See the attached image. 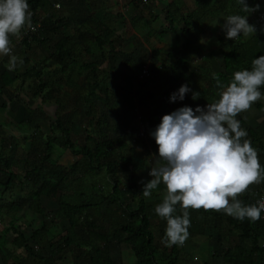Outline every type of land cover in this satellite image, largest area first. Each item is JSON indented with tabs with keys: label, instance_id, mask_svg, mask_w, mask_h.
<instances>
[{
	"label": "trees",
	"instance_id": "1",
	"mask_svg": "<svg viewBox=\"0 0 264 264\" xmlns=\"http://www.w3.org/2000/svg\"><path fill=\"white\" fill-rule=\"evenodd\" d=\"M28 2L31 25L40 22V29L35 34H23L20 51L25 54V51L31 50L34 45L43 46L48 40L51 41L52 46L42 63L22 74V79L24 81L33 77L32 81L35 79L38 81H35V85L33 82L26 86L33 97H37L43 93L46 95L53 93L51 78L54 74H58L57 84L65 88L68 94H72L70 102L62 107V111L71 106L75 109L70 112V118L58 114L54 117L49 135L44 138L42 147L28 152L29 157L23 162L21 179L18 174L12 172L11 161L0 155V175L4 177L0 182L1 195L16 191V195L21 196L16 202L0 205V213L4 212V208L7 212L4 213L10 217L27 204L30 212L46 219L47 215L41 204L43 197L57 204L56 217L66 221L69 227L56 245L55 252L50 253L48 248L52 243H49L47 238L50 226L45 221H42L32 232L31 239L39 247L34 248L29 246L27 239L14 227L12 219L0 237V254H7L4 242L11 234L10 243L16 248H23L27 259L33 264H55V258H59L65 252L72 256L75 264H117L110 255L109 238L104 232L103 224H107L109 237L130 249L135 264H181L179 244L165 242L167 222L155 213L156 205L163 201L157 199L158 196L166 193L165 185L160 183L152 190L150 196L145 197L144 182H139L137 179L138 174L146 173L149 158L151 156L157 158L154 156L157 153V145L149 134L157 123L152 120V113L149 110L144 116L139 117V121L145 126L143 136H137L144 150L143 155H138L134 148H130L125 138L110 137L106 129L109 126V116L115 114L118 118L129 119L134 114L135 107L130 105L128 99L118 107L115 100L118 93L103 85L104 79L100 75L98 64L83 60V57L100 60H104L105 57L113 68L117 58L125 56V53H120V50L115 51L114 48V44H120L123 39L115 35L113 28L103 23L80 27L73 31L71 36L57 37L60 27H63L61 26L63 21L55 16L52 3L49 0H28ZM140 3L142 5V1ZM179 3L174 2L168 6L161 36L176 29L191 35L196 29L202 31L203 28L206 32L207 27L216 18L224 17L217 38L219 51L222 54V70L213 75L208 71L182 70L189 60L188 54L183 51L173 64L170 63L172 56L167 55L168 61L161 62L163 65L157 67L154 75L149 74L144 79V83L137 87L139 79H136V69H134L137 67L132 66L133 60L127 54L125 67L130 75L125 78L127 83L124 81L118 85L119 88L125 84L131 88L137 87V92L132 95L138 97L146 86L154 82V76L166 71L170 76L169 84L162 92L163 101L169 105L165 109L166 114L184 105L195 108L204 101L215 99L221 92V85L227 86L235 71L251 68L252 60L264 55V34L258 27L256 33L246 38L243 34L231 40L225 37L222 25L226 17L230 14H245L238 0L235 10L218 7L211 0H192V10H186L185 13ZM249 3L250 6L260 5L259 9L252 13L253 19L264 16V0H250ZM41 13L44 15L43 18ZM137 21L143 22L144 27L141 29L146 28L151 22L142 14ZM49 35L51 38H47ZM223 47L226 51L222 49ZM50 64L54 66L52 69L48 67ZM1 77L6 85L12 82L6 72ZM184 83H188L193 91H199L200 97L193 100L189 98L191 93H188L183 101L169 102L170 94ZM261 91H264V86H261ZM83 106L87 131L83 141L77 143L72 131L75 129V116L81 114ZM239 120L243 127L244 121ZM27 122L30 123L32 120ZM134 129L138 132L137 123ZM36 132L38 131H33V134L27 138H34ZM246 138L258 150L260 163L264 165V135L256 129L247 128ZM56 149L69 152L79 159L71 166L60 165L51 158ZM160 161L164 162L162 158ZM121 176L127 177L128 185L124 191L120 188ZM27 184L31 189L24 193L22 191ZM261 196H264V180L251 183L244 192L237 195V198L244 204H256ZM231 199L230 197L229 200ZM188 211L191 220L188 237H213L216 241V250L210 253L213 259H222L223 264L264 262V245L259 243L261 231H264V221L260 218L255 221L247 217L241 220L226 214L223 209L203 207L189 208ZM182 212L183 209L178 203L175 214ZM99 220L101 223L96 222ZM247 242L250 248L246 246ZM3 260L2 264H24L19 259L11 261L6 257Z\"/></svg>",
	"mask_w": 264,
	"mask_h": 264
},
{
	"label": "clouds",
	"instance_id": "2",
	"mask_svg": "<svg viewBox=\"0 0 264 264\" xmlns=\"http://www.w3.org/2000/svg\"><path fill=\"white\" fill-rule=\"evenodd\" d=\"M238 3L245 14H230L222 25L229 40L257 30L248 17L260 5L249 6L247 0ZM29 9L28 0H0V55L9 56V70L23 62L13 53L10 34H18L26 23H31ZM261 86H264V55L253 59L251 68L235 71L231 82L221 85L219 98L213 103L179 107L164 114L150 131L157 145L154 154L157 166L150 169L151 179L143 184V195L150 196L160 183L166 187L163 201L155 207V213L167 222L166 243L182 244L188 237L189 208L223 209L241 220L260 218L264 201L244 204L237 198L251 183L264 180V165L236 117L264 97ZM188 93L193 100L200 97L199 91L184 83L170 94L169 102L183 101ZM178 203L182 214H175Z\"/></svg>",
	"mask_w": 264,
	"mask_h": 264
},
{
	"label": "rangeland",
	"instance_id": "3",
	"mask_svg": "<svg viewBox=\"0 0 264 264\" xmlns=\"http://www.w3.org/2000/svg\"><path fill=\"white\" fill-rule=\"evenodd\" d=\"M249 1L250 0H247V3L250 6ZM226 7L235 10L236 0H233L232 3L227 4ZM221 19L224 20V17L222 18L221 16L220 18H218V21H215L214 25L211 26V28L214 26L211 29L213 31L209 30L206 33L204 32V34H200L201 35L200 37L202 39V43L200 45L196 44V42L199 40V37L191 35V38L195 42V45L198 46V48L203 51L202 53H199V52L194 53L193 51H191L189 53V60H187L185 64L186 67L182 68V70H186V71L199 70L202 72L208 71L212 75L222 70V62H221L222 54L219 51V47L217 45L214 46V35L218 34V28L220 31V25L222 23ZM219 21H221L220 24H218ZM248 21L250 24H254L256 27L260 28L261 32L264 34V16H259L256 19H253L252 14H250L248 17ZM157 24H159L158 28H154L153 24L151 25V28L161 30V25L163 26L164 23L157 21ZM27 26H24L23 34H25L27 29L30 27L29 26L27 28ZM62 30H64V28H62ZM195 34H197V31L195 32ZM25 35H28V34H25ZM179 36L176 37L175 39L176 42L179 40L178 39ZM158 37L156 41H154V39L152 38H149L150 43H154L156 45L157 40H160L158 39ZM243 37L246 38L247 36L243 35ZM20 38L21 36L19 38L15 36L14 39L10 37V40L12 39L11 43H12L13 53L19 57L21 56V51L15 42H19ZM171 44H174V43L172 42ZM51 46H52V43L50 40H48V42L45 45L41 46L43 47L42 49L36 48L31 52L25 53L24 58L26 60H32V61H34L36 58L38 60L39 56L44 55L49 49H51ZM174 46L178 47L177 49L173 48L176 50L175 52L177 51L181 52L182 50L181 48L183 47V44L182 45L174 44ZM222 49L226 51V48L223 47ZM147 54L148 53L137 54L138 62L141 65H143L142 67H144L141 69V71L138 70L137 72V75H141V73L144 72L143 73L144 78L139 79V83L137 84V87H139L142 83H144L145 81L144 79H146L147 74L153 73L154 75L155 73L154 72L155 68L153 66L155 62L153 58L148 57ZM169 55L172 56L173 54L169 53ZM202 57L204 58L202 59ZM126 58H127V55H125L124 57L119 56L117 58V61L113 65L115 70L112 68V66H108V68L105 67L106 64H104L105 71L103 72L101 71L100 75H102L104 79L103 85L108 87L111 91H114V93H118L115 99L117 104L122 103L126 99H128L130 101V105L132 104L131 106L135 107L137 111L134 114H132V116L129 119L125 118V121H123L122 118L119 119L115 114H112L111 118H112V123L114 125V128L111 129V131L108 134L110 137H120L123 139L124 137H128L129 145L132 144L133 147L136 148V152L138 155H143L144 150H142V147L140 146L141 143L139 141V138H137L136 136V129H134L135 123H137L138 117H140L141 115L144 116V114H146L148 110L151 111L152 113V120L155 121L157 124L160 122L161 117L164 114H166L165 113L166 105L164 104L163 100L159 98L160 93L163 92L161 89V86H164L163 74H161L160 76L159 75L154 76L155 85L153 83V85H151L150 87H147L141 95H139L138 97H134L132 93L137 92V87L131 88L127 84H125L122 88L118 87V85L123 83L122 79H123V74L125 70L124 69L119 70V68L117 69L116 67H121L120 63L124 62ZM83 60L93 61V62L97 61L99 64L103 63V60H100L99 58L94 59V58L83 57ZM48 67L52 69L54 66L50 64ZM119 78L121 79L122 82L119 81ZM55 79H56V74L52 76V80L54 81ZM55 84H56V80H55ZM62 89L63 88L60 85L58 84L55 85V92H54L55 94L53 95L59 99H63V97L68 95V93ZM219 95L220 93H218V95L213 100L204 101L202 103V107L205 106L206 104L213 103L215 100L219 98ZM257 105H260V107H257ZM63 115L68 116L70 118V115L68 114V112L63 113ZM236 118L244 121L243 128H245L246 130L247 128H254L260 134L264 135L263 134L264 125L261 126L262 124H264V97L253 102L249 109L238 113ZM48 123H51V121L47 117H44L43 119L37 120L35 124L34 123L32 124L34 125L35 129L39 125V128H37L39 131L36 132V135L34 138H27V136H29L32 133V131H30L29 129H21L19 132H16L13 129H9L7 132L8 134H4V135H2L1 133L2 129L0 130V136L6 138V140L0 147V155L1 157L7 158L8 160L11 161V165H12L11 170L13 173L18 174L20 179L22 178V175H23L22 174L23 162H25L29 157L27 156L28 152L33 149L39 150L42 147L44 138L49 135L50 128H48ZM74 123H75V129H73L72 131V136L74 137L77 143H81L87 131L86 121L84 118L79 119V116H78L74 120ZM31 130H34V129L32 128ZM136 143L139 145H137ZM51 158L56 163L63 165L65 167L72 164L73 161H77L79 159L78 157L77 158L71 157L69 152H63L57 149L55 150L54 155ZM155 166H157V158H154L153 156H151L148 160V169L146 173L138 174L137 176V179L139 180V182L141 181L145 183L148 180H150L151 179L149 175L150 169ZM3 180H4V177L0 175V182H2ZM120 182H121L120 188L123 189L124 191L125 187L128 185L127 177L121 176ZM252 186H254V184ZM30 187L31 186L27 184L25 186V190L22 192L25 193L26 191L30 190L31 189ZM1 193H2V188L0 187V199H1L0 205L2 206H4V203L16 202L21 198V196H19L18 194L16 195L17 193L16 191H13V193H6L3 195H1ZM11 195H14V197H12ZM165 195L166 193H161L158 196L159 198L157 199H163ZM41 204L45 209V212L47 215L46 219H43L42 217L30 212L27 209V204H25V206H23L17 212L13 213L10 217H8V215L5 214L7 212H5L6 210L3 208V211L5 213L4 212L0 213V237L2 235L3 230L8 227L9 222L12 221L13 219L14 227L23 234V237L25 239H27L29 246L34 247V248H39L38 244L31 239V235H32V232L39 227L40 223L42 221H45L50 226V232L47 237L48 242L52 243V246L48 248V251L50 253L55 252L56 245L61 241V237H63L64 234H66L67 232L66 230L68 229L69 226L66 221H62L56 217L57 204L55 202L49 201L48 199H45L42 197ZM96 222L101 223V220L96 221ZM103 228H104L105 235L109 238L110 255L113 258V260L116 261L117 264H135V258L132 252L130 251V249L126 245L117 243L115 240L109 237V227L107 224H103ZM155 236L158 239V236L156 234ZM11 239H12L11 234H9L5 238L4 243H5V248L7 249V254L6 255L4 253L0 254V264L3 263L4 261L3 259H5L6 257H7V260L10 259L11 261H13L14 259H19L24 264H33L30 260L27 259L26 252L23 248H16L10 243ZM259 243L260 245H264V231L263 230L261 231V238L259 240ZM178 244H179V249H180L181 257H182L181 264H223L222 259H213V256H210L211 255L210 253L216 250V241L213 239V237L212 238L187 237L186 240L182 244L181 243H178ZM246 246L250 248V244L248 242ZM44 254H46L45 251H44ZM56 255H58V253H56ZM260 263L264 264V262L262 261ZM55 264H75V263L73 261L72 256L68 252H65L62 255H60L59 258L57 257L55 258Z\"/></svg>",
	"mask_w": 264,
	"mask_h": 264
},
{
	"label": "crops",
	"instance_id": "4",
	"mask_svg": "<svg viewBox=\"0 0 264 264\" xmlns=\"http://www.w3.org/2000/svg\"><path fill=\"white\" fill-rule=\"evenodd\" d=\"M49 1L53 5V11H54L55 16L59 17L63 21L61 26H63L62 28H64V30H62V28L60 27V31L56 35L57 37L64 36V35L71 36V34H73V31H75L76 29L80 27H87L88 25H93V24L103 23L106 26L113 28L115 35L123 39V41H121L120 44H117V43L114 44L115 51L120 50V53H125V55L130 53L128 55H130L131 59L133 60L132 66L137 67V68H134L136 69V72H135L136 79L139 77V75H137L138 69L139 71H141V69L144 68L142 67L143 65H141L138 62L137 54L139 53H148L147 54L148 57L153 58L155 62L153 64L155 68L154 72H156L157 67H161L163 65L161 62L168 61L166 57L167 55L169 56V53L173 54L172 60L170 61V63L173 64L175 63L177 56L183 51L185 54H188V56L191 51H193L194 53L195 52L202 53L203 51L199 49L198 46L195 45V42L191 38V34L182 33L180 29H176L174 32H168L161 36L162 25H161V30L151 28L152 24L154 28L159 27V24H157V21H160L161 23L166 22L165 14L167 13L168 11L167 8L171 3L180 2L181 4L180 3L179 4L183 7V13H185L186 10L188 11L192 10V7H193L192 0H146V3H142V5H145L144 7L140 3V1L142 0H49ZM211 2L216 3V6L218 7L225 8L227 4L232 3L233 0H211ZM140 8L143 10L141 11ZM140 14H142V16L145 15V18H149V21H151L147 25V27L144 29H141V27H144L142 25L143 20L140 23L137 21V18H139ZM41 16L42 18L44 17L43 14ZM220 17L221 16H219L218 18ZM218 18H216L207 27L206 32H208L209 30L213 31L211 29L214 26L212 28L211 26L214 25L215 21H218ZM133 23H135L136 25H134ZM220 23L221 21H219L218 24ZM30 25L31 23L30 24L26 23L25 26H27L28 28ZM196 31H197V34L194 33L192 35L199 37V40L196 42V44L200 45L202 43L200 34H204L203 32L205 30H203L202 28V31H200V29L198 30L196 29L195 32ZM23 32H24V27L21 29V31L18 34H14V35L10 34V37L14 39L15 36H17V38L21 36L22 38ZM219 34H220V31L218 28V34L214 35V46L217 45L218 47H219V44H218L217 38ZM158 36L161 37L162 39L160 38L159 42L157 40L156 45L154 43H150L149 38H152L154 39V41H156ZM177 36H179L178 38L179 40L176 42L175 39ZM47 38H51V35L47 36ZM172 42L178 45L183 44V47L181 48L182 49L181 52H178V51L175 52L176 50L173 48L177 49L178 47H175L174 44H171ZM15 43L18 45L20 49V41L15 42ZM191 47L193 50L192 49L190 50ZM36 48L42 49L43 47H41L40 45L39 46L34 45L32 49L27 51L26 53L31 52ZM46 53L44 55L39 56L38 60L36 58L34 61H32V60H26L24 58V54L21 52L20 57L22 58L23 62L18 63L17 67L13 70H9V67H8L9 60H10L9 56L0 55V130L2 129L1 130L2 135L8 134L7 132L9 129H13L16 132L20 131L16 129H29L30 131H32V133L29 135L31 136L33 134V131H39L37 129L39 128V125L36 129L34 125H32L33 123L35 124L37 120L47 117L52 123L54 117H56L57 114L64 116L63 113L68 112V114H70V112H72L75 109L74 106H71V107L66 108V110L62 111V107L66 106L70 102L72 98V94H68L64 96L63 99H59L53 95L55 94L54 93L55 85H57V82L55 84V80L59 76L57 74H56V79L53 81V86H52L53 88L50 85L51 90H53V93L49 95L48 94L46 95V93H43L42 95L33 97L32 93L29 92V90L26 88V86L30 83L34 82V85H35V81L37 80L35 79L32 81L33 77L31 76L32 78H30L29 80L26 79L23 81L22 74H25L27 71H30L32 67L37 66L38 64H41L43 58L46 56ZM203 58L204 57H202V59ZM126 61L127 59L124 62L120 63L121 67H116L117 69L119 68V70H122V69L125 70L123 74V79H122L123 83L125 81V78H128L130 75L127 68L125 67ZM94 62L98 64L99 69L102 72L105 71L104 64H106L105 67L107 68L108 66H110V63L105 59V57H104L102 64H99L97 61H94ZM165 64H169V63H165ZM56 68L57 66H55V69ZM113 69L115 70L114 67ZM4 72L8 73L10 76V79H12V82L9 85L4 84V79L3 77H1ZM169 78L170 76L165 71L163 73L164 86H161L162 91L163 89L167 88L169 84ZM119 81H121L120 78H119ZM125 83L127 82L125 81ZM153 83L155 85V82ZM153 83L146 86L144 90L147 87H150L151 85H153ZM62 90H65L66 92L65 88H63ZM161 95H162V92L160 93L159 98L163 100L162 98L163 96ZM189 98H192V97L190 96ZM121 104L122 103H118V107ZM164 104L166 105L165 109H167L169 105L166 104V102H164ZM200 106H202V104ZM134 110L135 112L137 111L136 108H134ZM82 112H85L84 106L81 110V114L79 115V119L85 117L84 115L85 113H82ZM75 117L77 118V116ZM29 120H32V122L28 123L27 121ZM122 120L125 121V118H122ZM51 123H48V128H50ZM32 128L34 130H31ZM113 128H114V125L112 123V118L111 116H109V126L108 128H106L108 129L107 133H109L111 129ZM250 129H254V128H250ZM124 138L128 142L129 138L128 137H124ZM5 140H6L5 137L0 136V142H1L0 147L4 143ZM129 147L134 148L136 151V148L133 147L132 144H130ZM71 157L74 158V156L72 155ZM75 162L76 161H73L72 164L68 166L73 165Z\"/></svg>",
	"mask_w": 264,
	"mask_h": 264
},
{
	"label": "built area",
	"instance_id": "5",
	"mask_svg": "<svg viewBox=\"0 0 264 264\" xmlns=\"http://www.w3.org/2000/svg\"><path fill=\"white\" fill-rule=\"evenodd\" d=\"M142 3H146V0H142ZM39 29H40V22L37 23V24H35V25L30 26L27 29V31L25 32V34H34V33L38 32ZM143 75L144 74L141 75V78H144ZM146 77H148V74L146 75ZM144 127L145 126H143L142 122L138 120V132H137V136H139V137H142L143 136L141 134H144V132H145V128ZM258 201H264V196H261ZM260 219L262 221H264V211L261 212Z\"/></svg>",
	"mask_w": 264,
	"mask_h": 264
}]
</instances>
